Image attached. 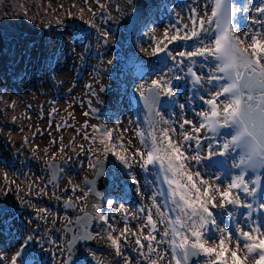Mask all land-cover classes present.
<instances>
[{
	"label": "snow or ice",
	"instance_id": "obj_1",
	"mask_svg": "<svg viewBox=\"0 0 264 264\" xmlns=\"http://www.w3.org/2000/svg\"><path fill=\"white\" fill-rule=\"evenodd\" d=\"M95 2L100 11L93 12V16L102 15L106 5L99 0ZM83 3L87 4L88 0ZM186 10L188 23L177 14L176 22L164 30L167 41L164 47L153 38L156 46L151 56L156 59L157 67L149 71L148 62L138 56L129 57L133 74L140 80L131 94L140 106L138 111L144 112L143 122L137 121L134 132L140 146L135 147L132 139H123V133L129 131L127 128L117 137L115 129L105 130L93 124V132L100 136L98 141L96 135L85 130L88 121L77 128V134L82 132L84 140L89 142L87 150L83 144L79 148L81 154L87 153L88 167L95 170L94 175H104L105 161L97 158L93 162L91 155L100 151L96 147L99 143L103 145L105 158L115 157L141 200L151 193L147 195L150 204L136 206L137 215L129 216L125 214V203H120L125 227L117 236L109 231L113 229L112 220L116 219L111 209L122 196L94 204L95 216L84 208L74 219L53 215V223L57 219L65 221L59 231L73 232L67 241L69 252L73 244L104 239L93 233L91 226L97 225L107 232L106 239L118 257L124 256L129 236L135 237L136 246L130 250L135 256H124L125 264H132L133 260L135 264H200L201 259L203 264H264V0H190ZM250 12L254 15L247 21V30L242 31L240 21ZM139 19L133 9L130 13L133 29ZM63 23L58 21L59 25ZM170 30L174 34L169 36ZM102 38L106 44L109 32L104 31ZM173 44L181 50L177 51ZM82 60L86 62V57ZM107 63L110 65L112 61ZM197 64L207 68V72H198ZM147 77L154 78L149 81ZM85 87L99 101L92 84ZM104 90L101 85L100 91ZM185 92L189 96L180 102ZM197 100L200 110L196 107ZM87 103L89 111L84 115L98 116L90 98ZM31 107L27 105L26 110ZM56 111L52 108L48 113L50 128ZM38 112L43 118V105ZM189 112L192 118H187ZM67 126L66 121L57 123L56 131ZM36 134L25 137V143ZM58 139L59 151L63 153L66 145L62 137ZM50 143L56 144L57 139ZM37 150L38 146H34L33 156ZM44 151L47 154L48 150ZM61 159L67 165L73 156L65 154ZM43 164L50 175L37 177L46 180V184L44 188L32 185L38 189L34 195H47L46 188H55L65 170L57 162L56 153ZM137 167L144 176L143 191L134 172ZM82 183L87 191L75 200L71 197L64 200L63 207L75 209L90 194L100 197L94 180L86 178ZM79 190V185L71 188L72 192ZM53 197L62 199L55 191ZM48 212L46 208L38 209L42 219L48 218ZM130 219L145 220L143 225H138L139 235L130 232ZM31 240V236L26 238L9 264H17L18 259L21 264H37L32 254H26ZM5 258L0 254V264ZM63 264L73 262L65 259Z\"/></svg>",
	"mask_w": 264,
	"mask_h": 264
},
{
	"label": "rangeland",
	"instance_id": "obj_2",
	"mask_svg": "<svg viewBox=\"0 0 264 264\" xmlns=\"http://www.w3.org/2000/svg\"><path fill=\"white\" fill-rule=\"evenodd\" d=\"M106 8L103 11L102 15L93 16V12H96L98 9V5L94 0H88V3H83V0H0V38L10 37L12 40H32L36 39L38 35L44 34L47 30H52L51 37L54 39V33L58 32L59 34H63L64 40V48L62 50L61 56L56 63L55 70L57 77L60 79L65 89H68V96L56 98L54 101L56 103L58 109V116L64 118V121L67 122V127L60 129L59 132L56 131L54 127V123H52L51 128L49 127V119L46 117L48 108H51L52 104H44L43 105V118H40V114L38 109L40 108V104L43 100H46L48 96L43 97L39 92L35 90V82L33 80V76L31 71L33 68L29 70L31 75H27L22 82L18 83H9L8 80L0 81V151L4 154H11L15 149H18L17 146L22 147L23 149L28 148L32 151L34 146H38V149H44L50 147V141L54 138L57 139L56 144H51V151L41 158L37 159L32 155V158L39 163H43L46 160L47 156H52L53 153H57V144L60 143L59 137L63 138V142L66 145V148L63 151L61 156L57 154V161H61V157L68 155L73 156L71 161H78L81 157L79 145L83 144L85 150H87L90 145L89 142L82 138L81 134H77V128L84 124L85 121H88V127L85 129L89 134L96 135L97 141L100 139L99 134L94 133L91 125L95 124L106 129H115V135L119 137L121 134L117 131L114 122L116 118L113 119H104L97 120L94 118H89L84 115V106L80 104L81 98L77 97V91L75 90V85H73V68L74 64L78 60L80 49L79 46L69 41V33L72 31L74 24L82 26H89L95 28V34L92 35V42L94 44L100 45L104 48H108L107 52H105V62L108 67H113V63L115 66L120 68V62L117 61L116 50H113L115 47V43L120 40L122 43L128 44L127 51L134 55H143L141 49L143 44L141 43L142 38L148 39L151 41L152 48L156 46L153 38L156 36L153 33H148L145 35L146 30L151 27L152 23L158 21V15H153L146 19V22L140 26L139 32H135L134 29L130 26V13L133 11V5L128 2V0H102ZM89 8L92 11H89ZM187 14V10L185 9ZM69 13H71V17H69ZM139 17V14L137 15ZM123 18V22L120 20ZM63 20L64 23L62 25L58 24V21ZM114 22V24L118 25L119 31L117 33H111L108 29L107 22ZM42 25H48L50 27H42ZM130 27V33L127 31ZM159 28H161V23H159ZM163 27H169L164 26ZM104 31L109 32V38L107 43H104L102 38V33ZM130 34V37H127L126 34ZM174 32L169 34L173 35ZM128 39L130 43H128ZM155 41L159 44H164L166 40L156 39ZM55 42V39H54ZM26 44V42H25ZM60 44H54V48L59 47ZM39 48L40 45H37ZM152 50L149 52V56H151ZM35 53H37V49H35ZM111 60L112 63L109 65L107 62ZM105 64V63H104ZM117 72V69H116ZM115 73V70H114ZM97 91L98 94L100 91V86L103 85L105 88H113V82L107 81L103 78V74L97 76L94 82H98ZM78 91L83 90V83H78L77 85ZM51 92V88H49ZM129 92V90H128ZM117 95V94H116ZM122 95V94H120ZM115 95H113L114 97ZM125 96V95H124ZM31 105L30 110H26V106ZM81 105V106H80ZM122 107L119 108L121 110ZM15 117V122H13V118ZM30 117V118H29ZM188 118V117H187ZM37 133L36 138L34 140L29 139L27 143H25L24 138L30 137L32 133ZM51 132V136L49 135ZM134 129L132 130L131 136L135 140ZM42 133V134H41ZM125 140V137L123 136ZM126 141V140H125ZM71 142V143H70ZM97 148L100 149L99 152L93 153V161L98 159H102L107 162V164L111 163L112 156L109 155L107 158L103 155V145L97 143ZM21 153L20 151H18ZM25 155L24 151H22ZM33 152V151H32ZM86 153V152H85ZM84 154V153H83ZM109 166V165H108ZM66 173L59 179L57 188L58 192L65 191L66 187H72L75 185H79L80 193L79 194H66L64 199L67 200L71 197L73 200L76 199L77 196H82L85 191L82 188L80 183V179L74 175L68 167L64 168ZM87 176L91 178L94 175V170L88 167V161L86 163ZM110 169V167H109ZM137 168H134L137 171ZM68 170V171H67ZM32 177L27 174H18L14 171H10L5 169L0 165V193L4 190L10 192L12 194L13 202L8 203L7 196L0 197V209L3 210V214L0 215V218L3 220L5 216L8 214H13L14 216H22V218L26 221L24 225L18 226L13 222V227L9 230L15 231V236L22 237L23 235L22 229L24 226H28L29 228L33 226H38L39 222L42 223L41 229L38 228L36 235L33 236L31 244L35 245L33 248L35 251L40 252V256H45L42 260H47L48 264H63L66 256V248L64 239H68V234L65 231H59L62 228V225L65 221L57 219L55 223L52 222V216L55 215L57 217L67 216L68 219H71L73 214H81L80 209H88L85 207L84 202L88 201L90 195L84 199V202L81 201L77 204L75 209L66 208L67 210L63 212L61 210L62 205H59L58 209H55L51 206L52 197H47L48 200L43 201H35L32 199L24 198L27 194L28 196H34V192H38V190L32 189V185L38 184L36 178L39 177V171L37 168H31ZM6 172V173H5ZM110 172V170L108 171ZM138 173V171H137ZM7 174V175H6ZM113 175V174H112ZM11 179V183L7 187L4 184V181H9ZM14 177V178H12ZM112 180V178H109ZM71 181V183H70ZM23 182V183H20ZM44 180L40 181V184L45 187ZM125 182L131 181L125 175L123 179V185L119 187L122 188ZM24 185H28L30 187V192L24 189ZM127 184V183H126ZM143 184V183H141ZM117 188V184H115ZM53 186H51L52 188ZM115 188V187H114ZM119 188V190H121ZM135 188V186H134ZM10 189V191H9ZM113 189V188H112ZM136 189V188H135ZM32 190V191H31ZM111 191V189H109ZM141 191L143 188L141 186ZM136 193V190H135ZM137 194V193H136ZM51 196V195H50ZM92 196V195H91ZM139 197V196H138ZM110 198V197H109ZM112 198V197H111ZM26 201H31V203H26ZM106 201L101 200L100 203ZM57 202V200H56ZM99 203V202H98ZM120 202H116V205L111 212L113 216L118 218L119 228L115 227V220H112L113 229H109L112 231L113 235H118L124 230L125 224L121 217L119 211ZM46 208L49 209L47 214V219H42L41 214L38 215V209ZM65 209V207H63ZM106 210H108L105 207ZM134 213L132 207L130 208ZM34 210V212H33ZM116 210V212H115ZM135 214V213H134ZM136 215V214H135ZM141 221V219H139ZM36 222V223H34ZM130 232H137L135 224H129ZM7 228H4V231H7ZM95 233H99L100 237H104V239L97 238L93 241H90V246H85L80 244L76 246V250L81 249L85 250L86 254L90 256V258H94L96 260V264H125L123 259H117L115 250L110 246V242L107 241V232L105 231H95ZM50 240H54L55 243H49ZM11 241V240H9ZM123 243V241H122ZM135 245L134 237L128 238L127 246ZM51 248V249H49ZM64 249V251H61ZM17 251H13L12 255H14ZM127 253L126 249L124 251ZM101 254V256H97V254ZM135 264V263H133Z\"/></svg>",
	"mask_w": 264,
	"mask_h": 264
},
{
	"label": "bare ground",
	"instance_id": "obj_3",
	"mask_svg": "<svg viewBox=\"0 0 264 264\" xmlns=\"http://www.w3.org/2000/svg\"><path fill=\"white\" fill-rule=\"evenodd\" d=\"M172 2L174 3V5H175V8H176V12H177V14H180V16L179 17H182L183 18V21L185 22V23H188V19H187V15L185 14V11H184V6L182 5V4H179L176 0H172ZM151 5H153V1H151L149 4H147L146 5V9H145V11H147V10H149L150 8H151ZM155 5V4H154ZM246 6H249V7H251L250 5H246ZM100 10H98V12H99ZM200 14L201 15H204V12L203 11H201L200 12ZM252 15H254V13H252V12H250L249 14H248V16L247 17H251ZM141 17H144V15H142L141 14ZM121 22H123V18L120 20ZM140 19H139V22H138V24L140 23ZM109 23H112V24H114L113 22H108V24ZM159 23H161L160 22V20L159 21H156V22H153L152 23V25H151V27L150 28H148L147 30H146V33H145V35L146 34H148V33H153L155 36H156V38L157 39H162V38H164V30L167 28V27H163V25L161 24V28H159L158 26H159ZM115 25V24H114ZM242 31H245L244 30V24H242ZM74 28H75V26H74ZM140 28V25H137V27L135 28V32L138 30ZM169 28V27H168ZM171 32V30L169 31V33ZM73 33H76V32H73ZM168 33V34H169ZM128 35V34H127ZM141 43L143 44V49H142V52L144 53V55L145 56H143V57H140L141 58V60H143V61H146V62H148V63H152L153 62V58H151L150 56H148L149 55V52H150V50L152 49L151 48V41H148V39H146V38H142V40H141ZM117 44H121L120 43V41L119 42H117ZM162 46H164V45H162ZM172 46H176L177 47V45H175V44H173ZM97 50V48H87V44H84V47H83V52L80 54V55H86V61H88V60H90V58L91 59H93L94 61H95V65L94 66H92L89 70V74L87 73L86 74V77H87V80H90V79H88V75H91L92 77L94 76V75H96V74H99L100 73V71H101V66H102V64L100 63V60L101 59H99V55L100 54H95V51ZM58 54V51H52L50 54H49V56H48V58L50 59V60H53V56H56ZM91 54V55H90ZM128 56H130V57H134L133 55H128ZM80 62V61H79ZM104 72L105 73H107V74H105V77L107 78V79H110L111 78V73H108V72H106L105 70H104ZM126 74V72H124V70L122 69V74L121 75H118V77H116V78H114V79H112V81H113V85H114V87H113V91H107V92H103L102 93V95H104L105 97H107V100L109 101V103H106L105 105L103 104V105H101V108H107V110H109V109H111L112 108V104H114V98H113V95L114 94H116L117 92H123L124 91V89H126L130 84H133L134 85V82L133 81H128V82H126V83H124L123 82V79H124V75ZM151 79V78H150ZM78 89V87H77V85H75V90L76 91H78L77 90ZM85 90V89H84ZM85 96V95H84ZM44 103H46V101L44 102ZM41 104H43V102H41ZM196 107L198 108V110H199V108L201 107V104H200V102H196ZM115 118H116V120H115V122H114V125H115V127H116V129H117V131L121 134L122 133V131H123V129L124 128H127V129H129V131L128 132H126V133H123V136L125 137V140L127 141V140H129V139H132L133 140V142H134V146L135 147H139V144H138V142L136 141V140H134L133 138H132V136H131V133H132V130H133V127H134V125H133V122L131 121V118H130V114L127 112V110H126V101H124L123 102V104H122V109L121 110H119V112H117V113H115ZM190 118H192V115L190 116ZM130 121H131V123H130ZM36 137H34L33 139H31V140H34ZM50 147L52 146L51 144L49 145ZM50 147H47V148H44V149H38L37 150V154H36V158H41L43 155H45V149H47L48 151H47V153H49L50 151H51V148ZM17 148L19 149V150H22V151H24V153H26L25 155H21V157L19 158V157H16L15 155L16 154H14L13 156H11L9 159H8V157H6L7 158V160L9 161V162H13V163H15L18 167H22V168H25V167H27V166H29V165H35L34 164V162L32 161V159H30V157H29V155H33L32 153L33 152H31V150H29L28 148H26V149H23L22 147H20V146H17ZM33 149L34 148H32V151H33ZM16 153V152H15ZM49 158H51V156H47L46 157V159H49ZM60 164H62V162H60ZM109 166H110V168H112V166H113V168L112 169H110L111 171H110V173L112 174L113 173V175H114V179H115V181L117 182V183H119L120 185H123V179L125 178V174H124V172H123V170L121 169V167H120V165H119V163L115 160V157H112V160H111V163L109 164ZM33 171H31L30 169H28V170H26V174H28V175H30V174H36V173H32ZM134 172H135V174H136V176H137V172L134 170ZM110 184V183H109ZM112 184H113V186H114V182L113 183H111V186H112ZM23 187H24V189L25 190H27L28 192L30 191V187L26 184V185H24L23 184ZM130 188V187H129ZM132 188H133V186H132ZM132 188H131V190H132ZM121 191V193H123V194H126V193H128L124 188L123 189H121L120 190ZM5 192H7L8 194L7 195H5ZM46 192L48 193L49 191L48 190H46ZM7 196L6 198H7V201H8V203L9 204H11L10 202H13V198H12V194L10 193V192H8V191H6V190H4V191H2L1 193H0V197H3V196ZM147 195H151V193L149 192V193H147ZM147 195H146V197L144 198V200L146 201V203H147V205H149L150 204V201L147 199ZM36 196H38V195H36ZM56 196H58V195H56ZM41 197V196H40ZM25 198H28V196L26 195V197ZM59 201L61 202V203H63V199H59ZM98 202V199H97V197H94V196H92L88 201H85L84 202V204H85V207L86 208H88L89 210H90V212H91V214L93 215V216H95V209L93 208V205L94 204H96ZM105 210V209H104ZM126 215H129V216H132V215H134L133 214V212H131V210H130V208H126V213H125ZM10 215H12V214H8L6 217H8V216H10ZM130 223L131 224H135V225H143V222L141 223V221L139 220V219H135V220H131L130 219ZM115 227L116 228H119V230L121 231V229H120V226H119V221H115ZM0 226H4V224H2V223H0ZM95 226V225H94ZM98 231H104L105 232V230H103V228L102 227H98L97 225H96V227H95ZM0 230H1V227H0ZM25 230H26V228H25ZM24 230V231H25ZM114 236H116V235H114ZM27 237H29V234H26V237L24 238V239H21V242H25V240H26V238ZM20 242V241H19ZM146 251V250H145ZM27 253H30V254H32V257L31 258H35V259H38V260H40L42 257H44V256H40V257H38L37 256V254L34 252V251H31V250H26V254ZM72 258L74 259V261L77 263V264H82V263H84L86 260H87V255H86V252H84V251H75V252H73L72 253ZM124 256H127V255H125L124 254ZM22 259H24V257H22ZM168 259H169V257H168ZM124 260V259H123ZM91 261V260H90ZM133 264V263H132Z\"/></svg>",
	"mask_w": 264,
	"mask_h": 264
}]
</instances>
